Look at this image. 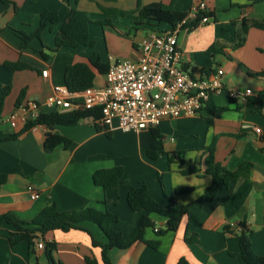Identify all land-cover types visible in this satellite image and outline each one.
Segmentation results:
<instances>
[{
    "label": "crops",
    "instance_id": "obj_1",
    "mask_svg": "<svg viewBox=\"0 0 264 264\" xmlns=\"http://www.w3.org/2000/svg\"><path fill=\"white\" fill-rule=\"evenodd\" d=\"M173 5L174 9L189 14L200 3L206 4L202 13H209V21L190 28H177L178 44L186 65L195 75L224 70L225 90L212 96L204 109L193 117L166 119L156 128L161 140L150 130L125 132L117 121L111 128V137L99 130L100 122L86 119L74 126L57 125L54 132L71 141L68 149L58 148L47 154L44 149L49 129L40 125L16 140L0 142V174L8 179L0 192V216L11 214L20 221H32L47 206L56 204L58 211L96 210L116 215L115 228L126 238L137 228L142 216L131 210L128 194L133 187L146 185L150 195L165 209L188 206L176 231L158 237L148 228L145 240L159 241L158 249L138 242L127 250L112 249V264H177L186 258L190 264H239L240 245L226 227L245 224L252 234L254 252L264 256V101L258 100L264 91V77L254 76L264 70V30L251 27L245 36L240 34L245 21H264V3L249 0H0V85L10 86L0 118V132L13 134L8 116L17 108L23 91L22 103L43 101L54 86L65 84L68 66L87 62L99 53L104 63L110 58L135 61L139 57V44L151 27L136 26L137 13L129 16L108 14L106 10L133 12L138 4ZM87 12L93 23H109L107 30L114 36V44L103 55L99 49L81 46L58 47L57 37L61 25L48 26L41 39L34 38L23 48V35H33L40 27V15L48 10L57 13L66 22L72 8ZM101 25V24H100ZM163 30L171 31L163 26ZM160 32V31H158ZM116 36L129 39L131 50L127 53L116 45ZM241 37L245 38L239 45ZM123 39V40H124ZM126 44V43H123ZM212 47L214 50L212 51ZM42 52L48 55L44 59ZM22 62L30 69L15 71L4 63ZM48 71V78L43 72ZM105 84V75L98 74L96 86ZM252 91L245 100L234 101L228 90ZM257 129H260L258 133ZM215 148L214 159L235 172L245 164L251 170L231 183L222 186L215 199L205 197L212 178L206 175L205 161L208 149ZM185 153L184 164L178 153ZM157 157H150L149 154ZM174 162L169 163V156ZM194 166L198 174L184 175L182 171ZM124 170V185L105 191L96 186L93 176L98 170ZM161 178V181H160ZM29 185L35 187L39 197L32 199ZM181 189H192L186 194H176ZM156 227L163 228L166 219L152 216ZM84 230L38 235L31 248L22 241L17 229L0 222V264H50L46 243L57 244L56 260L64 264H87L86 258L103 264L102 245L109 243L100 227L93 222L80 224ZM187 231L198 235L199 242L186 240ZM11 240L16 241L11 244ZM43 241L45 247L38 248Z\"/></svg>",
    "mask_w": 264,
    "mask_h": 264
},
{
    "label": "trees",
    "instance_id": "obj_2",
    "mask_svg": "<svg viewBox=\"0 0 264 264\" xmlns=\"http://www.w3.org/2000/svg\"><path fill=\"white\" fill-rule=\"evenodd\" d=\"M31 1V0H29ZM252 3H264V0H249ZM108 14H115L121 16H129L137 13L138 21L136 26L147 25L155 31L166 32L163 30V26L169 27L171 31H175L177 28L185 29L197 26L203 17L210 14L205 12L201 13L197 19L193 22H188L186 19L189 14L186 12H180L174 9L173 5L164 4H151L145 7H141V3L138 4V10L129 12L106 10ZM186 21V22H185ZM93 21L87 12L81 11L76 7L72 8L67 21L62 22L57 13L45 10L40 15V27L33 35H23V48H27L30 41L34 38L41 39L42 32L48 26L61 25L60 32L57 37V46L78 48L81 46L94 47L95 42L89 37V26ZM102 25L106 26L109 23L103 22ZM254 27L264 30V21H245L242 25L240 34H247L249 28ZM245 41L244 37L239 40V45H242ZM214 47H212V51ZM44 59H48V55L42 52ZM4 65L15 71L24 69H30V66L22 63H10L5 62ZM110 64L104 63L101 55L95 52L87 62H77L68 66L65 70L64 81L65 85L72 92L84 91L87 88L95 85V79L98 74L106 75L109 70ZM254 76L264 77V70L254 74ZM11 87L0 85V118L2 117L5 102L10 95ZM25 91L22 92L18 99L17 106L22 103ZM258 100L264 101V91L259 94ZM264 106V104H263ZM93 118L94 122H99L101 114L99 111H87V112H49L40 116L35 121L28 122L20 132L13 134H5L0 132V142L8 140H16L23 134L29 132L33 128L44 125L49 131L46 135L44 143V149L49 155L58 148L68 149L71 146V141L64 138L58 133L54 132V127L57 125L74 126L80 122ZM99 130H104L106 134L111 137V129H108L101 125ZM152 135L155 139L161 140V136L158 130L152 129ZM209 155L206 158V175L212 178L210 187L206 190L205 197L207 199H215L224 185L228 187L231 183L236 182L239 178L247 174L252 165L245 164L237 171L232 172L221 164L217 163L214 159L215 148L210 147L208 149ZM184 152L178 153L179 160L184 164ZM150 157L156 158V154H149ZM174 162V155L169 156V163ZM200 170L194 166H191L187 170L182 171L184 175L198 174ZM124 170L123 168L116 167L107 170H98L93 176V181L96 186L102 187L105 191L117 188L124 185ZM7 175L0 174V192L3 186L7 182ZM161 181V178H160ZM192 189H181L176 191V194H186L191 192ZM128 205L132 211L141 213L142 216L138 222L137 228L134 233L126 238L120 231L115 228V225L119 223V219L116 215L106 210L105 212H99L96 210H74L67 212L58 211L56 204L44 208L40 214L32 221H20L14 218L11 214L1 215L0 222H6L13 225L18 234L21 236L22 241H27L31 248H34L38 235L45 237L48 233L60 230L62 232H70L72 230H84L80 226L83 222H93L97 224L104 232L109 240L107 245H102L93 240V245L102 248L103 264H112L110 258V251L112 249L127 250L138 242H144L154 249H158L160 242H148L145 240V233L148 228L155 229L156 225L152 216H160L166 219V225L159 229L156 233L158 237H162L168 232L176 231L182 218L188 215V206H181L179 208L165 209L150 195L148 187L146 185L133 187L128 194ZM241 232L234 231V228L226 227V232L233 234L240 245V263L239 264H264V256L257 255L253 250L252 234L253 232L248 229L245 224L240 225ZM190 232L187 231L186 240L189 242H199L198 235L189 236ZM16 241L11 240V244H15ZM46 243V255L50 264H64L63 262L56 260L54 252L57 249V244L53 242ZM87 264H98L96 260L89 257L86 258ZM177 264H190L186 258H181Z\"/></svg>",
    "mask_w": 264,
    "mask_h": 264
},
{
    "label": "built area",
    "instance_id": "obj_3",
    "mask_svg": "<svg viewBox=\"0 0 264 264\" xmlns=\"http://www.w3.org/2000/svg\"><path fill=\"white\" fill-rule=\"evenodd\" d=\"M206 9L200 3L191 12L193 21ZM189 21V17L186 19ZM185 21V22H186ZM192 21V22H193ZM203 17L201 23H207ZM105 84L72 92L65 85L54 86L43 100H29L17 106L7 118L12 129L22 128L30 121L49 112L99 111L100 123L111 129L115 121L125 132H140L158 128L166 119L197 115L214 95L225 90L224 70L195 75L186 65L178 44L176 32L149 31L139 44V57L135 61L110 58ZM48 78V71L43 72ZM250 89L228 90L231 100L241 101L251 96ZM260 133V129H257ZM28 190L32 199L39 197L33 185ZM232 227H239L233 225ZM155 227V233L159 232ZM44 242L38 243L43 249Z\"/></svg>",
    "mask_w": 264,
    "mask_h": 264
},
{
    "label": "rangeland",
    "instance_id": "obj_4",
    "mask_svg": "<svg viewBox=\"0 0 264 264\" xmlns=\"http://www.w3.org/2000/svg\"><path fill=\"white\" fill-rule=\"evenodd\" d=\"M101 24V23H100ZM98 23H95L94 26L90 27L89 29V37L91 40L96 42V49L98 48L100 53L105 55L107 53V48L112 46L114 44L112 37L113 34L109 30H107L106 27H103L104 25H100ZM124 39V38H123ZM121 39L118 36H116V45L121 49H124V45H127V53L131 50V41L129 42V39ZM126 43V44H123ZM98 52V51H97Z\"/></svg>",
    "mask_w": 264,
    "mask_h": 264
},
{
    "label": "water",
    "instance_id": "obj_5",
    "mask_svg": "<svg viewBox=\"0 0 264 264\" xmlns=\"http://www.w3.org/2000/svg\"><path fill=\"white\" fill-rule=\"evenodd\" d=\"M92 120H94L93 118H91Z\"/></svg>",
    "mask_w": 264,
    "mask_h": 264
}]
</instances>
